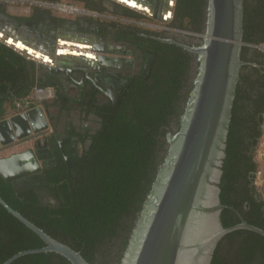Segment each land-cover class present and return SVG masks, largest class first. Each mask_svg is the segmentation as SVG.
Here are the masks:
<instances>
[{
	"label": "flooded vegetation",
	"instance_id": "obj_1",
	"mask_svg": "<svg viewBox=\"0 0 264 264\" xmlns=\"http://www.w3.org/2000/svg\"><path fill=\"white\" fill-rule=\"evenodd\" d=\"M11 2L12 16L6 19L9 25H1L9 36L8 44L22 52H29L30 55L32 51L44 53L43 63L36 60L25 61L22 56L15 54L16 59L24 64L25 73L20 75L24 82H34L35 86L30 91V97L34 100L44 95L40 92L44 88L53 90L45 96L54 93L56 99L61 100L58 115L60 119L63 116L64 121L56 119L57 123L52 121V124L48 121L47 130L31 133L23 140L0 147L1 152L23 145L24 148L15 153L32 152L41 167L39 171L9 182L0 177V187L7 190L1 179L11 183L18 201L40 215L31 213L30 217L43 221L42 209L48 206L56 208L67 201L63 190L58 186L64 182L69 184L68 177L80 179L85 176L86 167L96 158L103 144L104 133L122 105L128 103L134 87L152 80L163 52L169 50L173 54L179 50L185 55L180 58V62L186 66H181L182 74L179 75L181 88L177 92V116L169 126L160 127L156 135L157 140L165 143L168 155L169 137L181 127L182 117L199 73L200 56L188 48L199 47L204 43L209 0ZM67 2L81 3L83 6L78 8ZM252 5L253 0H244L241 65L238 68L219 184L220 201L221 195L230 201L231 205H223L226 206L224 209L231 211L226 217L234 225L241 224L242 221L254 225L248 220H257L253 202L260 199L258 176L251 162L254 161L256 133L260 131L264 112V53L261 51L264 45L253 41L264 40V28H251V23L258 22L264 27V7L253 12L255 10ZM22 6L27 9L25 13L30 15L21 16ZM256 13H259L258 18ZM69 56L74 58L68 59ZM37 69L41 73L39 76ZM6 72L8 73H4L1 82L11 83L5 89L8 94L15 95L26 88L25 83H21V77H13L12 73L20 71L7 69ZM21 101H15L13 109L19 110ZM41 103L38 102L33 107L41 106L47 118L48 110ZM73 105L78 107L77 113L81 116L78 123L77 117L74 119L72 115L76 110L72 109ZM93 123H99L95 134L91 131L94 128L89 127ZM163 131H166L164 135ZM160 166L161 163L157 167V175ZM22 194L27 199L20 196ZM259 210L263 221L264 206ZM140 214V211L137 212L132 220L133 229ZM133 229L127 237L126 234L121 236V242L126 237L129 243ZM242 230L250 231L245 228L235 231ZM56 240L74 248L69 241L59 238ZM78 251L82 253L83 249ZM125 251L117 256H124ZM114 263L117 264V261Z\"/></svg>",
	"mask_w": 264,
	"mask_h": 264
},
{
	"label": "water",
	"instance_id": "obj_2",
	"mask_svg": "<svg viewBox=\"0 0 264 264\" xmlns=\"http://www.w3.org/2000/svg\"><path fill=\"white\" fill-rule=\"evenodd\" d=\"M244 0H209L204 43L188 48L200 61L192 97L180 129L169 137L170 149L144 202L121 264H212L221 240L238 229L264 237V230L246 221L224 227L220 180L231 107L241 65ZM8 43V40H6ZM74 58L73 56L67 57ZM10 110L0 120V147L48 129L39 105ZM30 151L0 158L6 181L39 171ZM0 206L44 243L20 251L3 264L38 253H55L71 264H90L81 251L51 237L12 208L0 195Z\"/></svg>",
	"mask_w": 264,
	"mask_h": 264
},
{
	"label": "trees",
	"instance_id": "obj_3",
	"mask_svg": "<svg viewBox=\"0 0 264 264\" xmlns=\"http://www.w3.org/2000/svg\"><path fill=\"white\" fill-rule=\"evenodd\" d=\"M262 7L264 0H253V12L260 11ZM255 16L258 18L259 13ZM182 21L185 22V19ZM251 28L264 27L253 22ZM253 42L264 44L262 39ZM0 52L3 54L2 61L5 56L16 59L11 50L3 45H0ZM182 57L185 55L179 50L173 54L169 50L163 52L152 80L134 87L128 103L122 105L108 126L98 155L86 167L85 176L80 179L68 177L69 184L64 182L58 186L67 201L56 208L48 206L42 209L43 221L30 217L31 213L39 214L23 206L25 203L22 205L18 201L11 183L3 179V187L7 190L0 187L2 198L54 239L69 241L78 250L82 248V255L90 264H103L105 259L108 264H115V261L120 264L123 255H117L120 252L123 254L128 246L126 237L133 229L132 220L137 212H141L156 178L157 167L167 156L165 143L157 140L156 135L160 127L169 126L177 116V92L181 88L179 75L182 74L181 66H186L180 62ZM24 83L26 88L11 95L5 90L11 83L0 82V120L13 109L15 101L22 100L29 107L35 105L30 97L35 84L32 81ZM259 136L260 131L256 133L257 139ZM251 164L253 170L257 171L255 161ZM258 195V202H253L257 220L248 221L264 229L262 212L259 210L264 206V180L259 185ZM20 196L27 199L24 194ZM221 203L231 205L223 195ZM230 212L229 209L222 212L225 227L234 225L226 217ZM124 234L125 240L121 242ZM42 246L44 243L35 233L0 206V264L20 251ZM11 264L71 263L55 253H38L22 256ZM212 264H264V237L246 230L227 234L218 244Z\"/></svg>",
	"mask_w": 264,
	"mask_h": 264
},
{
	"label": "rangeland",
	"instance_id": "obj_4",
	"mask_svg": "<svg viewBox=\"0 0 264 264\" xmlns=\"http://www.w3.org/2000/svg\"><path fill=\"white\" fill-rule=\"evenodd\" d=\"M68 5L74 6V7H78V8H82V4L81 3H70L67 2ZM264 45V44H262ZM262 53H264V48L261 49ZM50 90H52L51 88H44V91H42L41 93L47 94V92H49ZM37 91H40L39 89ZM53 91V90H52ZM72 95V94H71ZM68 97V94L66 95ZM34 103L37 104L38 102H42L41 104H44V108H47V118L48 121L50 122V124L53 123H57L56 119L58 121H64V117L62 116V118L60 119V115H58L60 113L59 111V107L61 105V100L60 99H56V95L53 93V95H46L44 98H38L36 100H34ZM72 109H76L72 112L73 118L75 119L77 117V123L80 121L79 119L81 118V116H78L77 110L78 107L73 105ZM92 117H90L91 119ZM53 119V120H52ZM72 119V118H71ZM70 119V120H71ZM91 126L92 129L91 131L92 134H95L96 130L99 129V123L97 124H89V127ZM24 148L23 145L20 146H14L11 147L10 149H8L7 151H1L0 152V157L2 156H9V154H13L17 151H21ZM263 153H264V112H263V116H262V121H261V126H260V136L257 139V142L254 145V161L257 165V180L263 179L264 178V161H263ZM103 261V260H102ZM103 264H108L109 262L106 261V259L102 262Z\"/></svg>",
	"mask_w": 264,
	"mask_h": 264
},
{
	"label": "crops",
	"instance_id": "obj_5",
	"mask_svg": "<svg viewBox=\"0 0 264 264\" xmlns=\"http://www.w3.org/2000/svg\"><path fill=\"white\" fill-rule=\"evenodd\" d=\"M11 6H12L11 0H0V45H3L7 49L11 50V52L14 54V56H15V54H18V55L22 56L25 61L26 60L27 61L36 60V61H40V62L43 63V61H44V53L42 51H32L33 53H31L32 55H30L29 52H22V51L18 50L16 47H12L8 43H6L5 39L10 41L9 40V36L3 30L1 25L2 24L9 25V22L6 19H8L10 16H12V13L10 11L11 10ZM25 12H27V9L23 8V6H22L21 12H20L21 16L30 15V14H26ZM2 57H3V54L0 52V82H1V79L3 78V76L5 75L4 73H8V72H6L7 69L8 70L12 69V71L15 70L16 72L20 71L17 74L16 73H12L14 78L21 77L25 73L24 72V64H23V62L20 63L21 61L19 62L16 59L11 60L7 56H5L4 60L2 61L1 60ZM20 73L22 75H20ZM37 75L38 76L41 75L39 69H37ZM17 79H16V81H17ZM20 80H23V78L21 77ZM40 97L44 98V95L40 96Z\"/></svg>",
	"mask_w": 264,
	"mask_h": 264
},
{
	"label": "built area",
	"instance_id": "obj_6",
	"mask_svg": "<svg viewBox=\"0 0 264 264\" xmlns=\"http://www.w3.org/2000/svg\"><path fill=\"white\" fill-rule=\"evenodd\" d=\"M264 48V47H263ZM40 92H42V91H40ZM263 161H264V153H263ZM264 180V178L263 179H260V180H258V183H259V185H260V183L262 182Z\"/></svg>",
	"mask_w": 264,
	"mask_h": 264
}]
</instances>
